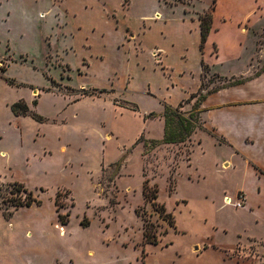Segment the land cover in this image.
<instances>
[{"label": "rangeland", "instance_id": "rangeland-1", "mask_svg": "<svg viewBox=\"0 0 264 264\" xmlns=\"http://www.w3.org/2000/svg\"><path fill=\"white\" fill-rule=\"evenodd\" d=\"M3 1L2 16L11 15L0 20V53L9 60L0 74L10 66L15 85L0 83L2 127L17 102L30 112L21 115L28 117L23 139L13 134L4 143L10 156L0 157V264H195L188 253L203 243L193 251L187 216L179 218L180 235L161 204L209 197L219 207L224 190L240 184L218 174L222 157L210 139L196 148L204 131L199 94L224 81L202 67L207 86L183 97L198 91L194 26L204 16L234 24L258 17L263 31L264 0ZM257 28L249 19L239 32ZM253 38L235 67L250 61ZM167 105L197 118L184 143L161 144L164 118L145 119ZM14 183L41 205L15 208L27 193ZM218 207L214 242L225 248V264H264V218ZM203 223L195 218L198 230ZM145 227L156 244L146 242Z\"/></svg>", "mask_w": 264, "mask_h": 264}, {"label": "crops", "instance_id": "crops-1", "mask_svg": "<svg viewBox=\"0 0 264 264\" xmlns=\"http://www.w3.org/2000/svg\"><path fill=\"white\" fill-rule=\"evenodd\" d=\"M57 1L60 0H51V3L56 4ZM3 5L4 1L0 0V20L8 22L11 12L2 16ZM258 10H263V8L259 6ZM257 18H249L254 21L256 28ZM248 20H238L234 24L223 17L221 21L216 23L215 16H213L210 34L203 46L201 27L197 24L194 26L199 32V42L196 44V47L198 46L196 56L200 60L197 92L202 86L201 69L203 64L209 67L211 75L219 76L225 80L223 86L217 90L209 92L214 89V84L209 90H204L206 98L200 105L204 131L201 134L203 135L202 143L198 144L196 148L200 147L206 138L210 139L215 150L221 153L222 157V163L218 164V174L240 184L236 190H224L219 207L214 198L209 199V197L198 200L175 198L171 201L173 202L171 206L167 205L166 202L162 204L169 209L166 208L167 212L175 218V232L180 235L185 232V229L181 228L179 218L187 216V232L195 236L192 245L193 251L199 250V245L203 243V250L198 254L188 253V259L191 258L195 264H225L226 255L224 251L226 250L214 242V232L218 230L217 207L219 210L235 209L234 206L226 204L225 199L233 201V196L237 198L239 193H244L247 200L245 208L233 211L240 213L243 217L249 216L258 220L264 218V44H262L264 30L260 31V28H257L256 32L259 34L253 31L251 34L245 33L241 29L239 32L240 25ZM8 32H11V29ZM120 35L122 37V32ZM250 36L254 37L251 42V59L250 61L246 59L245 66L235 67L234 63L242 61L244 51L249 48L246 42ZM6 52L0 53V69L3 68V62H9ZM184 57L187 55L185 54ZM162 61L164 65V58ZM227 63L234 67L226 69V65H229ZM9 67L7 66L5 74H0V83L4 82L3 77L10 79L6 75ZM164 68L166 69V67ZM236 80H241V82L236 85L224 86L230 81L235 82ZM4 85L7 88L11 86L5 83ZM190 93L187 91L186 96L183 97H191L195 94ZM13 103H15L14 100L6 103L8 110ZM27 103L30 104L29 101ZM9 115L6 128L2 127L4 124L0 115V157L2 158L10 156L9 148L4 143L9 141L13 134L19 139H23V135L27 132L23 126L28 117L17 116L13 113ZM196 150L194 149L192 158ZM202 152L205 151L202 149ZM203 194L208 196L206 193ZM195 218L202 220V223L204 222L202 230H198L195 225ZM0 223L2 224L1 219ZM10 229L14 230L13 224ZM27 235L33 236L30 231L27 232ZM252 240L256 239L252 238ZM229 264L237 263L230 262Z\"/></svg>", "mask_w": 264, "mask_h": 264}, {"label": "trees", "instance_id": "trees-1", "mask_svg": "<svg viewBox=\"0 0 264 264\" xmlns=\"http://www.w3.org/2000/svg\"><path fill=\"white\" fill-rule=\"evenodd\" d=\"M200 27H201V43L202 46L207 42L209 34H210V30H211V25H212V20L209 16H204L200 18ZM205 66V67H204ZM203 68H206V70L209 69V67L207 65L203 64ZM208 76V73L204 72L203 76H202V81L206 80ZM214 77L218 78L219 80H223L221 77L219 76H215ZM225 82V80H223ZM6 82L9 85H15L14 80H10V79H6ZM241 82V80H236L235 82H229L228 84L224 85V86H231V85H236L239 84ZM207 86L206 82H202V86ZM201 90V89H200ZM204 90H206V88L202 89L201 92L202 94H199V92H197L196 94L191 95V99H194L195 97H197V95L199 94V98H198V105L200 107L201 103L205 100L206 98V94L204 92ZM213 90H217V88H214L212 90H210L209 92H212ZM182 106V105H181ZM180 107L174 108L173 106L167 105L165 111L163 114H158V113H150L148 116L145 117V119H149L151 117H163L165 120V130H164V138L161 142V144H180V143H184L186 142L189 138L192 137L193 133L195 132L196 128H197V118L194 114H191L188 118L183 117L180 115ZM12 111L17 115V116H21V115H27L30 110L29 107L27 106L26 103H24L23 101L17 102L16 104H14L12 106ZM32 117L36 120L41 119L39 115L37 114H31ZM157 144H159L158 142H154V146H156ZM15 187H19L21 189H24V192L27 193V197L24 201L19 200L18 202H16L13 206H15V208H21V207H31L33 205H41V200H38L37 198H35L33 196L32 192H29L27 189H25V187L21 184L18 183H14L13 184ZM147 200H150L151 202L157 201L158 197L157 196H152L151 198L149 196H145ZM156 203V202H155ZM158 203V202H157ZM158 205H160L158 203ZM161 210L163 212H165L169 218H172L173 215L171 213H168L165 206L161 204ZM174 218V217H173ZM62 219V216H61ZM175 228V227H174ZM166 234V233H165ZM145 240L147 243L150 244H156L158 241V235L155 236H151L150 234H148V230L147 227H145Z\"/></svg>", "mask_w": 264, "mask_h": 264}, {"label": "built area", "instance_id": "built-area-1", "mask_svg": "<svg viewBox=\"0 0 264 264\" xmlns=\"http://www.w3.org/2000/svg\"><path fill=\"white\" fill-rule=\"evenodd\" d=\"M246 195L244 193H239L237 198H236V202L233 203L232 200L228 199L225 201L226 204L228 205H233L235 206L236 208H244L246 206Z\"/></svg>", "mask_w": 264, "mask_h": 264}, {"label": "bare ground", "instance_id": "bare-ground-1", "mask_svg": "<svg viewBox=\"0 0 264 264\" xmlns=\"http://www.w3.org/2000/svg\"><path fill=\"white\" fill-rule=\"evenodd\" d=\"M227 200V199H226Z\"/></svg>", "mask_w": 264, "mask_h": 264}]
</instances>
